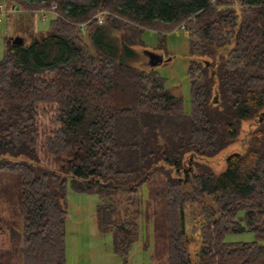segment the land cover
<instances>
[{
  "label": "trees",
  "instance_id": "16d2710c",
  "mask_svg": "<svg viewBox=\"0 0 264 264\" xmlns=\"http://www.w3.org/2000/svg\"><path fill=\"white\" fill-rule=\"evenodd\" d=\"M3 1L55 3L59 16L0 57V172L19 182L21 211L0 264H66L68 188L97 196L98 229L126 259L139 225L117 195L156 174L167 264H264V0ZM98 11L108 12L101 24L90 20ZM180 23L188 107L154 67L131 60L145 29L157 30L161 45ZM41 113L51 129L39 145ZM221 152L224 168L214 170L205 161ZM244 231L254 239L224 240Z\"/></svg>",
  "mask_w": 264,
  "mask_h": 264
},
{
  "label": "rangeland",
  "instance_id": "374dc122",
  "mask_svg": "<svg viewBox=\"0 0 264 264\" xmlns=\"http://www.w3.org/2000/svg\"><path fill=\"white\" fill-rule=\"evenodd\" d=\"M51 4L37 8L19 6L20 9L25 10L23 13L17 12L1 18L0 57L3 56L7 45L6 37L19 34L31 37L32 33L45 32L50 17L58 15L49 14L42 19L38 12L41 8H49ZM183 28L184 23H180L173 31L161 34L163 40L161 45L158 38L159 32L153 29H145L141 36L144 46L136 48L137 53L131 60H134V64L149 67L145 63L146 56L142 54V49L161 53L165 58L170 57V60L164 61L154 68L165 77L167 90L172 94L180 95L185 106L188 107L189 78L187 67L190 55L188 40ZM248 123H245L243 130L239 133L238 140L245 137L249 130ZM37 124L40 129V145L51 129L49 115L41 113ZM39 153L42 162L49 167H54L52 157L44 154L41 147ZM224 154V152H221L205 162L214 170L223 169ZM162 181V176L156 174L151 176L149 181L136 192H122L117 195L119 197L117 201L118 208L120 210H136L139 225L138 237L131 245L126 259L114 253L112 233L110 231L100 232L98 229L96 220L97 196L75 192L68 188L65 197L67 213L64 224L66 264H167L165 205L160 193ZM19 190V182H17L13 173L0 172V226L6 229V233L0 235V251L8 249L10 233H19L21 229ZM186 220L188 223V218ZM187 234L192 238H196L190 228H187ZM253 239L254 235L249 231L229 233L224 237L226 241H252ZM196 244L194 240L191 245L192 251ZM17 245H19V241ZM16 264H21L19 259H16Z\"/></svg>",
  "mask_w": 264,
  "mask_h": 264
},
{
  "label": "built area",
  "instance_id": "2783aa9c",
  "mask_svg": "<svg viewBox=\"0 0 264 264\" xmlns=\"http://www.w3.org/2000/svg\"><path fill=\"white\" fill-rule=\"evenodd\" d=\"M22 11H25V10L20 9V7H18L16 5H11V4H8L4 1L0 2V15L6 16L8 14H12V13H16V12H22ZM38 14L40 15V17L42 19L46 18L49 14H57L59 16V14L57 12V6L55 3H52L49 8H41L40 11L38 12ZM107 14H108L107 11H98V12L94 13V15L91 17V19H95V21L98 24H101L104 22V19H105ZM79 27H80L81 31L84 33L85 32V23H80Z\"/></svg>",
  "mask_w": 264,
  "mask_h": 264
},
{
  "label": "water",
  "instance_id": "95a60500",
  "mask_svg": "<svg viewBox=\"0 0 264 264\" xmlns=\"http://www.w3.org/2000/svg\"><path fill=\"white\" fill-rule=\"evenodd\" d=\"M7 45L10 44H23L24 43V39L21 35H15V36H10L8 37V39L6 40ZM221 51H223V49H221ZM142 54L145 55L147 57V62L146 64L149 67H155L159 64H161L164 61L170 60V57L165 58L163 56V54L152 51V50H148V49H142ZM206 66H209L210 61L207 59L203 60ZM216 101V100H215ZM259 120H262V116L259 117ZM70 160V159H69Z\"/></svg>",
  "mask_w": 264,
  "mask_h": 264
},
{
  "label": "crops",
  "instance_id": "0c3cea01",
  "mask_svg": "<svg viewBox=\"0 0 264 264\" xmlns=\"http://www.w3.org/2000/svg\"><path fill=\"white\" fill-rule=\"evenodd\" d=\"M24 11H22V12H18V13H23ZM17 13V12H16ZM12 14H14V13H12ZM11 15V14H10ZM2 17H4V15H0V22L2 21Z\"/></svg>",
  "mask_w": 264,
  "mask_h": 264
},
{
  "label": "flooded vegetation",
  "instance_id": "af4514ba",
  "mask_svg": "<svg viewBox=\"0 0 264 264\" xmlns=\"http://www.w3.org/2000/svg\"><path fill=\"white\" fill-rule=\"evenodd\" d=\"M147 62V57H146V60H145V63Z\"/></svg>",
  "mask_w": 264,
  "mask_h": 264
}]
</instances>
